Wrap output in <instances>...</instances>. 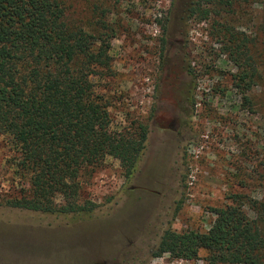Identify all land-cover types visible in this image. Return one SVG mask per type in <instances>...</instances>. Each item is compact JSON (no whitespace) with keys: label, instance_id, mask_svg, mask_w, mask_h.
I'll list each match as a JSON object with an SVG mask.
<instances>
[{"label":"rangeland","instance_id":"1","mask_svg":"<svg viewBox=\"0 0 264 264\" xmlns=\"http://www.w3.org/2000/svg\"><path fill=\"white\" fill-rule=\"evenodd\" d=\"M193 1L63 0L69 20L108 36L112 72L91 81L113 127L149 116V133L131 179L110 156L82 179V197L98 205L90 216L0 204V264H206L204 251L190 261L152 251L167 229L206 232L230 193L264 197V78L250 110L219 30L255 38L264 64V0H239L205 22L187 17ZM15 158L0 136V203L28 188Z\"/></svg>","mask_w":264,"mask_h":264},{"label":"trees","instance_id":"2","mask_svg":"<svg viewBox=\"0 0 264 264\" xmlns=\"http://www.w3.org/2000/svg\"><path fill=\"white\" fill-rule=\"evenodd\" d=\"M238 1L195 0L187 17L205 22L230 15ZM66 10L63 0H0V136L14 149L13 165L28 184L0 204L85 217L98 205L82 197V179L110 156L129 180L147 125L134 119L113 127L109 102L91 81L112 72L108 36L75 24ZM257 29L264 33V21ZM219 30L225 45L232 44L234 87L254 110L248 93L255 79L264 78L257 41L235 38L226 25ZM227 200L211 209L214 220L206 232L165 230L152 257L190 261L204 251L206 264H264V197L230 193Z\"/></svg>","mask_w":264,"mask_h":264},{"label":"flooded vegetation","instance_id":"3","mask_svg":"<svg viewBox=\"0 0 264 264\" xmlns=\"http://www.w3.org/2000/svg\"><path fill=\"white\" fill-rule=\"evenodd\" d=\"M149 117V116H148ZM148 117H147V119L145 120V124L147 125V134H146V140H145V143H144V149H145V144H146V141H147V137H148V133H149V124H148V122H149V120H148ZM154 120H157V117L155 116L154 117ZM169 122L168 123H170V124H172V123H174L175 121L173 120V119H170V120H168ZM144 149H143V151H144ZM142 154H143V152H142ZM142 154H141V156H142ZM141 156H140V158H141ZM140 160V159H139ZM139 160H138V162H137V164H136V168H137V165H138V163H139ZM135 171H136V169H135ZM135 173V172H134ZM134 175V174H133ZM132 178V177H131ZM130 178V179H131Z\"/></svg>","mask_w":264,"mask_h":264}]
</instances>
